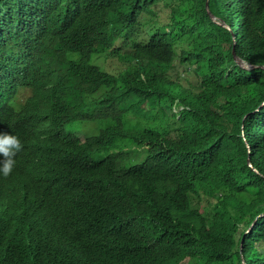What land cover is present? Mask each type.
<instances>
[{
    "label": "trees",
    "instance_id": "obj_1",
    "mask_svg": "<svg viewBox=\"0 0 264 264\" xmlns=\"http://www.w3.org/2000/svg\"><path fill=\"white\" fill-rule=\"evenodd\" d=\"M0 132V264H264V0H0Z\"/></svg>",
    "mask_w": 264,
    "mask_h": 264
},
{
    "label": "rangeland",
    "instance_id": "obj_2",
    "mask_svg": "<svg viewBox=\"0 0 264 264\" xmlns=\"http://www.w3.org/2000/svg\"><path fill=\"white\" fill-rule=\"evenodd\" d=\"M164 9H165V7L163 6V3H160L158 6L155 7V11L159 10L162 18L164 16V14H163V10ZM165 10L167 11V9H165ZM140 21H141V23H144V25H146L148 22H153V20L151 19L150 15H146L145 13H141ZM94 62H96L100 66H107L108 63H109L108 61H104L102 58H95ZM107 69L109 71H116L115 67H107ZM180 71H181V68H179V72ZM181 73H182V76H181L180 82L182 84H184V85L192 86L193 89L195 90L196 85L194 86V81H193V78H192L193 74L190 73V72L189 73H185V72H182V71H181ZM176 108H178V107H176ZM100 126H101V121L98 120L96 122V127H100ZM136 138H137V136H135V135H130V138H128V139H123L122 138L121 141L127 143V145L123 146L122 149H129V148H131L133 146H137ZM109 141H110V144L105 147L106 153L108 151H111L112 154H113L115 149L118 150L117 141L116 140H109ZM92 156L95 157V158H100V157L103 156V154H92Z\"/></svg>",
    "mask_w": 264,
    "mask_h": 264
},
{
    "label": "clouds",
    "instance_id": "obj_3",
    "mask_svg": "<svg viewBox=\"0 0 264 264\" xmlns=\"http://www.w3.org/2000/svg\"><path fill=\"white\" fill-rule=\"evenodd\" d=\"M173 99L175 101L177 98ZM22 147L23 145L18 136L0 132V156L3 157L0 160V173L5 177L11 174L15 165V156L22 150Z\"/></svg>",
    "mask_w": 264,
    "mask_h": 264
},
{
    "label": "bare ground",
    "instance_id": "obj_4",
    "mask_svg": "<svg viewBox=\"0 0 264 264\" xmlns=\"http://www.w3.org/2000/svg\"><path fill=\"white\" fill-rule=\"evenodd\" d=\"M221 24H223V25H225L224 23H221ZM234 61H235V63H237L238 65H240L238 62H242V63H244V64H246V65H249L250 67L249 68H244V67H242L241 65V67L242 68H244V69H251L252 68V65L251 64H249V63H245L243 60H241V58H239L238 56H234ZM248 164L251 166V164H250V162H249V159H248Z\"/></svg>",
    "mask_w": 264,
    "mask_h": 264
},
{
    "label": "water",
    "instance_id": "obj_5",
    "mask_svg": "<svg viewBox=\"0 0 264 264\" xmlns=\"http://www.w3.org/2000/svg\"><path fill=\"white\" fill-rule=\"evenodd\" d=\"M221 25H223V24H221ZM223 26H226V27L229 28V25H223ZM238 63H239L242 67H244V68H249V67H250L249 65H246V64L242 63L241 61L238 62Z\"/></svg>",
    "mask_w": 264,
    "mask_h": 264
}]
</instances>
